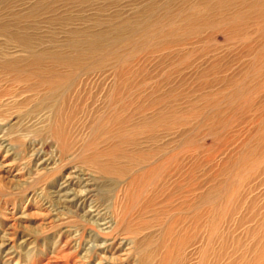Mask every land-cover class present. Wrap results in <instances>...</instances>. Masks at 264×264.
<instances>
[{
  "label": "rangeland",
  "instance_id": "obj_1",
  "mask_svg": "<svg viewBox=\"0 0 264 264\" xmlns=\"http://www.w3.org/2000/svg\"><path fill=\"white\" fill-rule=\"evenodd\" d=\"M179 18H187L186 31L179 29ZM122 33L137 51L124 58V114L130 116V124L138 117L157 114L201 113L196 111L208 100L221 101L225 109L227 103L221 97L235 88L241 92L243 86L264 82V0H0V58L6 65L22 67L32 61L25 53L22 57L8 55L16 45L28 47L31 55L44 56L43 63L47 65L54 56L84 53L98 38L102 40L100 44L109 45ZM143 34L146 42L140 37ZM5 38L13 43H3L1 39ZM105 70L108 68L93 73L98 77L96 83L83 85L81 94L70 102L78 108L75 106L77 112L71 119L72 134H85L96 109L102 106L101 89L110 75ZM6 72L0 71L1 102L17 103L22 97L34 95L24 82L13 80ZM86 78L88 75L80 77ZM226 85L227 90L223 89ZM258 96L264 99V93ZM153 101L156 104L151 107ZM37 102H26L18 108L31 111L37 108ZM16 107L10 112H15ZM206 112L203 113L213 111ZM182 118L180 124L157 127L153 133H135L134 140L124 144V159H117L121 162L118 171H124V178L117 172L99 177L94 204L111 211L128 173L141 174L135 165L139 153L155 158L181 133L193 130L188 136L196 135L195 122ZM24 135L25 141L15 140L7 156L5 150H0V264H114L113 256L107 252L108 242L75 217L73 209L66 211L57 203L55 191L65 174L44 180L36 188L23 186L18 179L21 176H13L23 169L26 150L31 145L38 148L40 159H51L56 152L55 143L45 132L29 131ZM194 142L192 156L202 163V174L205 173L204 194L220 196L217 187L223 178L210 168L223 143L207 134L198 135ZM79 163V157L67 159L65 168ZM248 182L241 197L247 202L244 208L253 226L259 227L264 225L263 172ZM162 207L147 208L137 217L141 234L135 239L137 255L129 262L156 255L162 238L158 222L165 217L154 212H161ZM77 210L81 215L85 208ZM61 223L64 224L59 226ZM258 255L259 252L254 254V262ZM262 255L258 264H264V251Z\"/></svg>",
  "mask_w": 264,
  "mask_h": 264
},
{
  "label": "bare ground",
  "instance_id": "obj_2",
  "mask_svg": "<svg viewBox=\"0 0 264 264\" xmlns=\"http://www.w3.org/2000/svg\"><path fill=\"white\" fill-rule=\"evenodd\" d=\"M178 22L181 23L180 26L178 24L179 29L186 31L187 18H179ZM122 35L114 37L109 45L100 44L102 40L98 38L84 53L54 56L47 65L43 63L44 56L31 55L28 47H22L24 45H16L8 55L22 57L25 53V57L32 59L27 65H6L5 60L0 58V71H7L13 80L24 82L26 89L34 94L31 98L22 97L17 103L0 101V150H5L4 156H7L15 140L25 141L24 134L29 131L45 132L56 145V152L51 159H40L36 145L28 147L23 169L17 170L13 176H21L18 179L23 186L36 188L44 180L65 174L55 191L57 203L66 211L73 209L75 217L82 219L89 230H94L99 238L108 242L107 252L113 256L111 261L114 264L262 262L264 225L253 226L244 208L247 202L241 195L253 176L258 172L264 174V99L258 96L264 93V82L248 88L242 85L241 89L245 87V91L240 92V88H235L234 92L230 91L221 97L227 103L225 109L221 101L208 100L196 111L201 113L186 116L157 114L138 117V120L135 119L137 122L130 124V116L124 114V91L127 89L124 82V58L137 51L133 49L135 46H131L133 43L130 39L127 43ZM141 36L146 42L147 36ZM1 41L13 43L9 38ZM105 68H108L105 72L110 75L109 81L106 80L101 89L102 106L96 109L85 134H72L71 119L77 106L75 108L70 102L81 94L83 85L96 83L98 77L92 76L93 73H100ZM89 73L92 77H89ZM85 75L88 78L81 80L80 77ZM224 87L229 89V85ZM31 101H40L36 109L30 111L18 108ZM153 104L156 101L150 103L151 107ZM15 107L17 110L11 113L10 109ZM249 110L253 111L247 112ZM204 111L213 112L205 114ZM182 117L195 122L194 139L198 135L207 134L223 143L210 168V171L214 169L223 178L217 187L220 196L204 194L205 173L202 174V163L192 156L196 149L191 134L188 136L190 132L193 133L190 130L181 133L170 145L166 144L159 158L140 153L139 158L136 156L139 162L135 165L141 174L130 176L128 173L111 211L108 212V208L100 204H94L95 182L99 177L117 172L124 178V171H118L121 162H117V159H124V144L132 142L135 133H153L157 127L180 124L184 120ZM77 157L80 163L66 169L67 159ZM149 190L150 194L147 192ZM156 205H163L162 211L152 212L156 216L165 217L158 222L162 238L156 247V255H149L138 262L135 259L129 262L131 257L137 255L135 239L141 234L137 217L145 209ZM77 209L84 211L79 215ZM256 252L260 255L254 262Z\"/></svg>",
  "mask_w": 264,
  "mask_h": 264
}]
</instances>
